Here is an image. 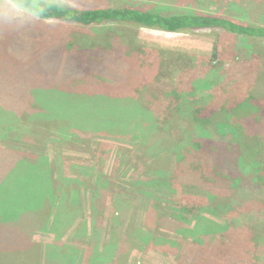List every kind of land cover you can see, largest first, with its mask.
<instances>
[{"label":"rangeland","instance_id":"374dc122","mask_svg":"<svg viewBox=\"0 0 264 264\" xmlns=\"http://www.w3.org/2000/svg\"><path fill=\"white\" fill-rule=\"evenodd\" d=\"M46 1L75 8L193 12L264 27V0ZM0 8L20 20H40L6 0H0ZM5 12L0 9V21ZM61 24L54 29L70 42L119 43L126 60L104 77L93 72L96 77L77 84L71 95L48 92L40 102L43 110L31 106L38 117L71 118L73 125L93 121L96 129L89 125L86 133L71 129L61 136L27 122L0 127V150L24 154L18 157L22 166L6 169L0 181V187L5 184L0 219L15 215L0 220V247L13 235L11 245L28 246L27 264H181L185 245L207 253L200 264H264V134L240 140L248 144L241 150L247 159L238 184L251 177L257 188L197 176V149L187 136L189 111L197 107L225 111L251 98L264 104V40L214 30L168 34L131 25ZM83 84L86 89L90 84V92ZM137 104L150 112L145 122L162 127L160 139L133 125L96 134L100 125L143 120ZM255 111L260 116L261 110ZM39 158L46 160L47 177L38 180L43 189L22 197L30 190L19 175ZM12 171L16 177L7 176ZM206 233L209 242L202 245ZM106 245L111 248L100 260Z\"/></svg>","mask_w":264,"mask_h":264},{"label":"trees","instance_id":"16d2710c","mask_svg":"<svg viewBox=\"0 0 264 264\" xmlns=\"http://www.w3.org/2000/svg\"><path fill=\"white\" fill-rule=\"evenodd\" d=\"M6 1L33 13L42 21L35 20L33 23L30 22L33 21L32 19L29 21L26 19L20 20L12 14L6 13L5 6L0 8L5 12L4 22L0 21V127L4 126L6 128H11L14 125H25L27 122L31 123L30 127L32 128H45L48 132L54 134L60 132L61 136L63 132L71 129L73 132H78V134L86 133L87 130H83L87 129L89 125L91 128L96 129L97 123L93 121L91 123L83 121L82 124L73 125L71 118L61 116L38 117L36 111L32 108L35 106L43 110L40 102L50 91L54 95H57L59 91L64 95H71L73 91H76L75 86L77 84L94 79L96 74L104 77L110 73L109 69L111 67L122 69L124 66L126 59L122 50L125 48L119 43L114 41L103 45L79 38L70 42L72 41L70 38L69 41L64 34L61 36L62 33L58 29H54V27L61 26V23L81 27L111 24L131 25L168 34L214 30L237 37L264 40V27L243 24L221 16L193 12L172 14L136 6L75 8L46 0ZM7 7L5 9H8ZM43 22L56 25L52 27ZM50 36H56L58 39H54L55 42H52L53 39H50ZM93 72L96 74L93 75ZM86 86L87 84H83L82 90L88 93L90 92V84H88L87 89ZM52 94L50 95L52 96ZM122 95L125 98L129 97L127 93H122ZM137 107L142 112L143 120L137 118L132 122V117L115 125H100V129L95 131L96 134L104 133L107 127H112V130L115 131H122L133 125L135 128L140 126L148 128L152 132L150 134L151 139L154 137L160 139L162 127L159 124L152 125L149 121L145 122L144 116L149 115L150 119V112H146L140 104H137ZM256 109L261 110L260 116L255 115ZM152 110L154 109L152 108ZM127 112H130L129 109H127ZM189 112L191 115L188 116L190 118L186 122L191 133L187 136L195 143L197 149L196 155L199 163L197 176L209 175L216 180V183L225 182L237 185L239 181L237 178L241 174L242 177L245 174L242 170L245 159H247H242L244 154L241 150L248 143L242 146L240 140L242 136L259 137L264 134V104L251 98L225 111L221 107H197L194 112ZM154 115L156 116V113ZM23 155L0 150L1 182L5 178L3 174L6 169L16 168L17 164L22 166L18 157L22 158ZM39 159L41 160L29 163V167L25 166L24 174L26 175L23 173L19 175L22 182L28 187H25V189L30 190L21 193L22 197L31 195L35 197L43 189L40 183L38 184V180L41 182L43 177H47L45 174L47 172L43 169L44 164H42L46 163V160ZM7 176L16 177L15 171ZM251 180L252 178L248 177L249 182L244 181V184L238 185L244 187L252 184L251 187L257 188L258 183ZM4 185L0 187V193ZM36 190L39 191L35 193ZM34 208L39 207L34 206L32 209ZM5 216L11 218L15 215L8 213ZM6 217H1L0 220H4ZM16 217L12 218V221L18 220ZM207 235L208 233L204 234V240L201 239L202 245L209 242ZM147 237L149 240L152 238L151 236ZM13 239V235H11L8 238L10 243L7 247H0V264H27L28 256L24 252L28 249V246H13L11 245L15 241ZM215 247L217 246L215 245ZM110 248L109 245H106L103 251ZM183 249L185 251L181 264H185L187 259L189 260L188 264H200L202 259L207 258V253L203 250L194 252L196 246L185 245ZM103 251L99 255L100 260L104 258V253H107V251ZM113 258L114 255H111L110 261ZM179 258L181 259L182 255Z\"/></svg>","mask_w":264,"mask_h":264}]
</instances>
